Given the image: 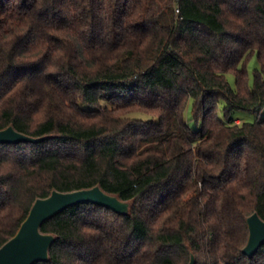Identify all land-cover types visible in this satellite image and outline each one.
Returning a JSON list of instances; mask_svg holds the SVG:
<instances>
[{
	"label": "trees",
	"instance_id": "16d2710c",
	"mask_svg": "<svg viewBox=\"0 0 264 264\" xmlns=\"http://www.w3.org/2000/svg\"><path fill=\"white\" fill-rule=\"evenodd\" d=\"M263 109L264 0H0V129L39 138L0 142V247L99 185L129 211L56 213L33 264H264V117L236 121Z\"/></svg>",
	"mask_w": 264,
	"mask_h": 264
},
{
	"label": "water",
	"instance_id": "95a60500",
	"mask_svg": "<svg viewBox=\"0 0 264 264\" xmlns=\"http://www.w3.org/2000/svg\"><path fill=\"white\" fill-rule=\"evenodd\" d=\"M38 139L17 130L13 125L0 129V142ZM79 203H98L120 213L129 211L127 201L106 192L99 185L71 191L55 189L49 196L36 199L16 234L0 247V264H33L47 260L55 236L43 232L41 224L56 213ZM247 222L249 238L242 251L252 257L264 242V219L254 212L248 216ZM195 261V255L192 254L189 264H195Z\"/></svg>",
	"mask_w": 264,
	"mask_h": 264
},
{
	"label": "rangeland",
	"instance_id": "374dc122",
	"mask_svg": "<svg viewBox=\"0 0 264 264\" xmlns=\"http://www.w3.org/2000/svg\"><path fill=\"white\" fill-rule=\"evenodd\" d=\"M260 67V63L258 60L257 55H254L249 63H248V71L250 74L251 78V83H253L254 80V72L255 69ZM228 79L232 83L233 86H235V77L232 73L228 74ZM191 114V104H189L187 110H186V117L189 118ZM143 117H149L148 115H142ZM237 122H240L242 120H247V121H254L257 117H264V109L261 111V113H255V112H244V111H238L237 112Z\"/></svg>",
	"mask_w": 264,
	"mask_h": 264
}]
</instances>
